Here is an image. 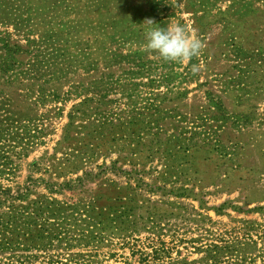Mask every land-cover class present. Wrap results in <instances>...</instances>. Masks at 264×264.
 <instances>
[{
	"label": "rangeland",
	"instance_id": "374dc122",
	"mask_svg": "<svg viewBox=\"0 0 264 264\" xmlns=\"http://www.w3.org/2000/svg\"><path fill=\"white\" fill-rule=\"evenodd\" d=\"M0 264H264V0H0Z\"/></svg>",
	"mask_w": 264,
	"mask_h": 264
},
{
	"label": "clouds",
	"instance_id": "9594fccd",
	"mask_svg": "<svg viewBox=\"0 0 264 264\" xmlns=\"http://www.w3.org/2000/svg\"><path fill=\"white\" fill-rule=\"evenodd\" d=\"M152 24L153 20L148 19ZM146 50L155 51L165 61L184 62L198 56L203 47L199 37L189 33L184 26L171 24L168 27H150L146 29ZM193 72L198 71L194 65Z\"/></svg>",
	"mask_w": 264,
	"mask_h": 264
},
{
	"label": "trees",
	"instance_id": "16d2710c",
	"mask_svg": "<svg viewBox=\"0 0 264 264\" xmlns=\"http://www.w3.org/2000/svg\"><path fill=\"white\" fill-rule=\"evenodd\" d=\"M141 54V52H137V53H133L132 55H139ZM136 66L140 67L141 70L145 69V64L146 61L143 58H140L136 63H134ZM51 80H54V78H49L48 80H44L47 82H50ZM53 91L48 92L49 94H51ZM163 95V94H162ZM159 96H155V98H158ZM161 98V96H160ZM164 98L162 97V100ZM154 100V99H153ZM87 100L82 101L81 103H79L77 105V108L79 109L81 106H83L84 104H86ZM80 106V107H79ZM78 109H76V111L78 112ZM145 110V111H144ZM143 111H141L139 113V122H141L144 126H149L150 122L157 124L158 121H162L163 116H160L161 114L159 113V110L156 108V106H153L152 104H150L149 106L145 107ZM73 114H71L69 116V119H73ZM135 118L132 116V118H130V120H128V122H131L132 120H134ZM104 121H108L105 120ZM71 120L69 122V125L71 124ZM156 122V123H155ZM108 123H111L110 121ZM155 129H159L158 126L155 127ZM146 130V134H150V129L149 127H145ZM153 137L151 138L152 140H155V145L158 144L159 142V138L157 137V133H152ZM159 145V144H158ZM155 146L157 149L159 146Z\"/></svg>",
	"mask_w": 264,
	"mask_h": 264
}]
</instances>
